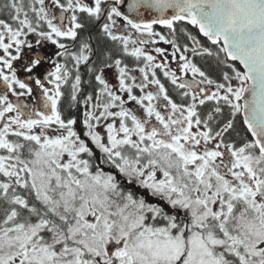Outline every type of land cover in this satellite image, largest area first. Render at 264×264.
Listing matches in <instances>:
<instances>
[{
  "label": "snow or ice",
  "instance_id": "snow-or-ice-1",
  "mask_svg": "<svg viewBox=\"0 0 264 264\" xmlns=\"http://www.w3.org/2000/svg\"><path fill=\"white\" fill-rule=\"evenodd\" d=\"M0 264H264V0H3Z\"/></svg>",
  "mask_w": 264,
  "mask_h": 264
},
{
  "label": "trees",
  "instance_id": "trees-1",
  "mask_svg": "<svg viewBox=\"0 0 264 264\" xmlns=\"http://www.w3.org/2000/svg\"><path fill=\"white\" fill-rule=\"evenodd\" d=\"M0 2H3V0H0Z\"/></svg>",
  "mask_w": 264,
  "mask_h": 264
},
{
  "label": "flooded vegetation",
  "instance_id": "flooded-vegetation-1",
  "mask_svg": "<svg viewBox=\"0 0 264 264\" xmlns=\"http://www.w3.org/2000/svg\"><path fill=\"white\" fill-rule=\"evenodd\" d=\"M0 3H2V2H0Z\"/></svg>",
  "mask_w": 264,
  "mask_h": 264
}]
</instances>
